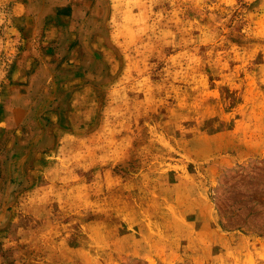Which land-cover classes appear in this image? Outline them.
Returning <instances> with one entry per match:
<instances>
[{
	"label": "rangeland",
	"instance_id": "1",
	"mask_svg": "<svg viewBox=\"0 0 264 264\" xmlns=\"http://www.w3.org/2000/svg\"><path fill=\"white\" fill-rule=\"evenodd\" d=\"M0 264H264V0H0Z\"/></svg>",
	"mask_w": 264,
	"mask_h": 264
},
{
	"label": "crops",
	"instance_id": "2",
	"mask_svg": "<svg viewBox=\"0 0 264 264\" xmlns=\"http://www.w3.org/2000/svg\"><path fill=\"white\" fill-rule=\"evenodd\" d=\"M78 8V7H77ZM76 9V8H75ZM71 16V19H72V21L73 22H78V21H81L80 20V18H75V17H73L72 15H70ZM49 38H51L49 35H46L45 36V39H47V41L49 40ZM74 60H76V57H75V55H74V52H72V54H71V56H69V62H72V61H74ZM68 66H70V65H68ZM72 66H75L74 64L73 65H71V70H77L79 67H72ZM75 79H77V77H74V78H71V81H73V80H75ZM79 79H80V77H79Z\"/></svg>",
	"mask_w": 264,
	"mask_h": 264
}]
</instances>
